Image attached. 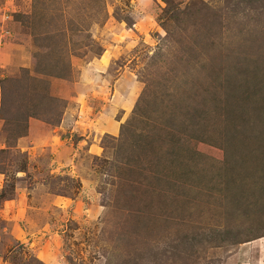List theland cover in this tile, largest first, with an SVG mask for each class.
<instances>
[{"label": "rangeland", "instance_id": "1", "mask_svg": "<svg viewBox=\"0 0 264 264\" xmlns=\"http://www.w3.org/2000/svg\"><path fill=\"white\" fill-rule=\"evenodd\" d=\"M1 5L0 264H264V0Z\"/></svg>", "mask_w": 264, "mask_h": 264}, {"label": "crops", "instance_id": "2", "mask_svg": "<svg viewBox=\"0 0 264 264\" xmlns=\"http://www.w3.org/2000/svg\"><path fill=\"white\" fill-rule=\"evenodd\" d=\"M0 10L6 12L3 9L2 5L0 6ZM4 12H3V14H4ZM3 14H2V17L5 18ZM10 42H12V43L6 44L3 47V49L0 48V52H1V54H0V65H2V63L3 64H8V65H10V63H13L14 60H15V57L17 56L18 52H20V49L22 48L21 44H19L17 42H13V41H10ZM110 66H111V60H109L107 58L106 54L104 53L102 56L98 57L95 61H92L91 63H89L88 66L85 69L81 70L82 71V74L80 76L82 78H84L88 82L89 81V76H91V75H93L95 73H99V72L105 73V71ZM81 77H79L80 80H81ZM79 84L83 85L85 83H83V82L80 81ZM91 86L94 89L95 83L92 84ZM118 89L119 88H117V91H118ZM78 90L79 89L75 87V90H73V91H75V93H76V97L78 99L77 101H81V94L78 92ZM119 93H120V91H119ZM123 96L124 95H122V97H118L117 98V104L120 105V106L123 105L122 107H124V106L127 105V100L124 99L125 96L124 97ZM78 107L80 108V106H76V105L72 104L70 101L68 102L67 107H66V110H65V113H64V115H65L64 116L65 119H64V122H63L64 123L63 124L64 126H68V125L71 126V125H74L75 123H78V120H76V118L74 117V113L77 114V110H79ZM75 126H76V124H75ZM118 127L119 126L117 124H113V125H110L109 124V126H107V128L105 127V129L115 133L118 130ZM74 128H76V127H74ZM30 137L33 138L32 135H29L28 137H25V139L22 138L23 140L22 139H19L18 140V142H17L18 143V147H20L21 150H23V151H28V150L29 151H32V150H34L31 144H26V143H23L22 142V141H25V140L28 141V139H30ZM54 142H57L58 143V141L56 139L54 140ZM2 148H6V144H1L0 149H2ZM62 151L63 152L65 151L67 154H70V152H69L70 149L67 148L66 146L63 147L59 151V154ZM59 154L58 153L57 154H52L53 165L55 164V159L56 158L59 159V157H58ZM4 180H5L4 174L0 173V191L3 190V182H4Z\"/></svg>", "mask_w": 264, "mask_h": 264}, {"label": "trees", "instance_id": "3", "mask_svg": "<svg viewBox=\"0 0 264 264\" xmlns=\"http://www.w3.org/2000/svg\"><path fill=\"white\" fill-rule=\"evenodd\" d=\"M0 173H2L3 174V172H0ZM5 198V197H4Z\"/></svg>", "mask_w": 264, "mask_h": 264}, {"label": "built area", "instance_id": "4", "mask_svg": "<svg viewBox=\"0 0 264 264\" xmlns=\"http://www.w3.org/2000/svg\"><path fill=\"white\" fill-rule=\"evenodd\" d=\"M8 18V17H7Z\"/></svg>", "mask_w": 264, "mask_h": 264}]
</instances>
